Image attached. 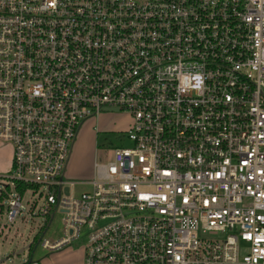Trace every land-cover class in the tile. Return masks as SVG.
<instances>
[{
  "label": "built area",
  "instance_id": "obj_1",
  "mask_svg": "<svg viewBox=\"0 0 264 264\" xmlns=\"http://www.w3.org/2000/svg\"><path fill=\"white\" fill-rule=\"evenodd\" d=\"M110 111L131 146L65 180L80 125ZM0 144L7 223L43 218L35 242L63 215L45 250L264 264V0H0Z\"/></svg>",
  "mask_w": 264,
  "mask_h": 264
},
{
  "label": "rangeland",
  "instance_id": "obj_2",
  "mask_svg": "<svg viewBox=\"0 0 264 264\" xmlns=\"http://www.w3.org/2000/svg\"><path fill=\"white\" fill-rule=\"evenodd\" d=\"M127 130L126 117L116 111H110L98 120L91 118L84 121L73 141L64 179L74 183L93 180L95 165L110 163L115 149L131 146L130 141L123 138V133ZM0 150L4 155L10 154L13 162L14 152L11 145L0 144ZM74 191L80 196L83 193H90L91 188L77 186ZM34 201L32 190L26 191L22 205L27 213ZM52 220L44 234H41L34 243L43 218L39 216L31 218L26 215L25 221L18 220L11 225L7 223L4 214L0 215V264H27L29 261L31 264H81L82 257L84 258V247L81 242L73 243L59 251L43 249V241L47 240L53 244L62 238L63 215L57 213Z\"/></svg>",
  "mask_w": 264,
  "mask_h": 264
},
{
  "label": "crops",
  "instance_id": "obj_3",
  "mask_svg": "<svg viewBox=\"0 0 264 264\" xmlns=\"http://www.w3.org/2000/svg\"><path fill=\"white\" fill-rule=\"evenodd\" d=\"M119 114H121V113H119ZM105 115L106 114H104L102 116H105ZM121 115H123V114H121ZM123 116L126 117V119L128 121V128H129V126L131 124V119L127 115H123ZM11 164H12V156L10 154L9 155H4L2 152H0V174L7 173L8 170L11 169ZM81 264H83V257H82V260H81Z\"/></svg>",
  "mask_w": 264,
  "mask_h": 264
},
{
  "label": "trees",
  "instance_id": "obj_4",
  "mask_svg": "<svg viewBox=\"0 0 264 264\" xmlns=\"http://www.w3.org/2000/svg\"><path fill=\"white\" fill-rule=\"evenodd\" d=\"M39 237H40V236H39ZM39 237H38V238H39ZM38 238H37V239H38ZM36 241H37V240H36ZM36 241H35V242H36ZM35 242H34V243H35ZM27 264H31V261H29Z\"/></svg>",
  "mask_w": 264,
  "mask_h": 264
},
{
  "label": "water",
  "instance_id": "obj_5",
  "mask_svg": "<svg viewBox=\"0 0 264 264\" xmlns=\"http://www.w3.org/2000/svg\"><path fill=\"white\" fill-rule=\"evenodd\" d=\"M29 247H30V246H29ZM29 247H28V248H29ZM23 251H24V250H23ZM23 251H21V252L23 253Z\"/></svg>",
  "mask_w": 264,
  "mask_h": 264
}]
</instances>
